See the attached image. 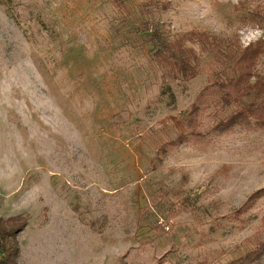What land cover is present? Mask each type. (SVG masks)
Returning a JSON list of instances; mask_svg holds the SVG:
<instances>
[{"label":"rangeland","instance_id":"obj_1","mask_svg":"<svg viewBox=\"0 0 264 264\" xmlns=\"http://www.w3.org/2000/svg\"><path fill=\"white\" fill-rule=\"evenodd\" d=\"M145 21L250 46L239 95L264 90V0H0V219L26 222L5 264H220L264 234V190L239 209L264 189V127L214 132L206 111L158 154L208 54L186 41L201 68L174 78L134 42Z\"/></svg>","mask_w":264,"mask_h":264},{"label":"trees","instance_id":"obj_2","mask_svg":"<svg viewBox=\"0 0 264 264\" xmlns=\"http://www.w3.org/2000/svg\"><path fill=\"white\" fill-rule=\"evenodd\" d=\"M116 5L125 10L122 2L118 1ZM148 24L145 21L135 27L134 42L159 68L171 73L174 78L190 80L201 68V61L194 50L184 48L186 41L197 42L208 54V60L204 63L205 72L208 73L207 81L182 116L185 130L179 131L174 139L159 145L158 154H164L167 149L179 146L191 137L202 136V117L206 111L209 114V126L214 132H224L233 126L250 125L252 122L264 127V90L251 91L246 100L239 95L241 90L245 91L252 86L250 46L202 31L191 30L170 36L164 33L159 23L152 26ZM263 190L252 193L239 209H246L250 200ZM23 221L22 216L0 219V238L12 240L7 249L3 248L9 252L3 264L7 262V258L14 261L17 253L16 236L26 226ZM248 243L250 248L246 252L220 264H264V234L249 238Z\"/></svg>","mask_w":264,"mask_h":264},{"label":"built area","instance_id":"obj_3","mask_svg":"<svg viewBox=\"0 0 264 264\" xmlns=\"http://www.w3.org/2000/svg\"><path fill=\"white\" fill-rule=\"evenodd\" d=\"M165 228L167 229L168 227L166 226ZM4 260H5V256L3 251L1 250V241H0V264H3Z\"/></svg>","mask_w":264,"mask_h":264}]
</instances>
